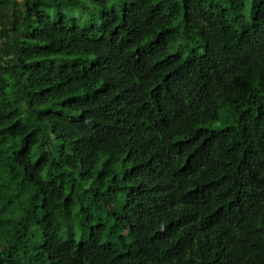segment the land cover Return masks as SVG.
<instances>
[{
  "label": "trees",
  "instance_id": "1",
  "mask_svg": "<svg viewBox=\"0 0 264 264\" xmlns=\"http://www.w3.org/2000/svg\"><path fill=\"white\" fill-rule=\"evenodd\" d=\"M0 264H264V0H0Z\"/></svg>",
  "mask_w": 264,
  "mask_h": 264
}]
</instances>
